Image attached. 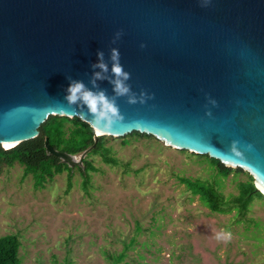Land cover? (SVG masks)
<instances>
[{
	"label": "water",
	"instance_id": "water-1",
	"mask_svg": "<svg viewBox=\"0 0 264 264\" xmlns=\"http://www.w3.org/2000/svg\"><path fill=\"white\" fill-rule=\"evenodd\" d=\"M112 48L131 90L151 98L118 97L124 119L107 136L137 131L208 155L264 194V0H0V147L38 136L50 116L89 123L64 100L68 77L91 89L102 52L109 71L96 86L113 95ZM92 147L74 155L45 139L71 167Z\"/></svg>",
	"mask_w": 264,
	"mask_h": 264
},
{
	"label": "rangeland",
	"instance_id": "rangeland-1",
	"mask_svg": "<svg viewBox=\"0 0 264 264\" xmlns=\"http://www.w3.org/2000/svg\"><path fill=\"white\" fill-rule=\"evenodd\" d=\"M125 138L108 136L117 164L91 156L87 189L76 168L68 188L67 171L36 187L21 164L2 167L0 236L18 235L20 264H264V197L239 219L211 212L177 177L229 196L245 172L223 177L204 155L154 136ZM221 230L231 239L216 240Z\"/></svg>",
	"mask_w": 264,
	"mask_h": 264
},
{
	"label": "trees",
	"instance_id": "trees-1",
	"mask_svg": "<svg viewBox=\"0 0 264 264\" xmlns=\"http://www.w3.org/2000/svg\"><path fill=\"white\" fill-rule=\"evenodd\" d=\"M132 136L151 137V135L134 131L127 134L126 138ZM46 138L56 149L74 155H79L87 148L93 147L84 157L82 165L71 167L69 164L62 162L59 157L46 152ZM107 140L108 136L104 135L99 136L98 140L95 141V133L92 127L79 117L50 116L40 126L38 136L9 149L0 147V172L3 166L11 167L15 163H19L23 166V175H32L35 186L43 187L55 175L67 171L68 188H70L73 172L76 168L83 177V187L87 189L91 179L90 173L96 170L91 156L100 155L102 160L108 164L118 163L112 155L111 147L106 144ZM204 156H206L212 167L216 168L217 173L223 177L228 176L232 171L237 174L246 173V180L237 181V193L225 196L216 183L199 178L177 176L179 181L184 183L194 195H199L201 201L211 212L230 213L235 211V215L239 219L246 218L254 198L264 197V194L256 188L254 177L241 168L225 166L218 159L208 155ZM20 245L21 242L16 234L0 236V264H20ZM123 257L124 254H120L116 260L119 261ZM114 264H116V261Z\"/></svg>",
	"mask_w": 264,
	"mask_h": 264
},
{
	"label": "clouds",
	"instance_id": "clouds-1",
	"mask_svg": "<svg viewBox=\"0 0 264 264\" xmlns=\"http://www.w3.org/2000/svg\"><path fill=\"white\" fill-rule=\"evenodd\" d=\"M209 0H201L202 6H207ZM122 35V31H117L114 37V41L119 39ZM141 47H144L142 44ZM100 58L97 64L92 65L94 69L98 68L99 71H95L90 83L92 88L90 89L83 81L75 80L68 77L70 83L66 89L64 100L69 106H76L84 109L86 107L87 112L90 114L91 119L88 120L96 136H103L111 134L112 129L116 122L124 119L123 114L119 110V106L116 103L118 97H127V101L130 104L137 102L144 103L146 99L151 98L148 93L141 91L139 95L131 90V86L127 83L131 78V74L125 71L120 63V52L116 48L111 49L110 60L112 77L110 83L113 85V95L109 96L105 90L98 89L96 81L104 79L103 73L109 71L108 65L103 60V53H98ZM213 103H215L213 101ZM211 114L210 112L208 113ZM238 141H233V150H235ZM251 147V145H249ZM218 241H228L231 239V233L221 230L215 235Z\"/></svg>",
	"mask_w": 264,
	"mask_h": 264
},
{
	"label": "bare ground",
	"instance_id": "bare-ground-1",
	"mask_svg": "<svg viewBox=\"0 0 264 264\" xmlns=\"http://www.w3.org/2000/svg\"><path fill=\"white\" fill-rule=\"evenodd\" d=\"M4 145H5L6 147H8L10 144L5 143Z\"/></svg>",
	"mask_w": 264,
	"mask_h": 264
}]
</instances>
